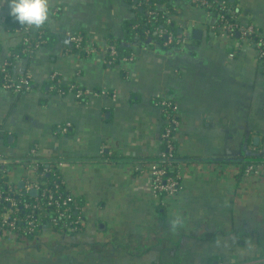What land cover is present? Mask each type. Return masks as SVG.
Here are the masks:
<instances>
[{
	"label": "crops",
	"instance_id": "crops-1",
	"mask_svg": "<svg viewBox=\"0 0 264 264\" xmlns=\"http://www.w3.org/2000/svg\"><path fill=\"white\" fill-rule=\"evenodd\" d=\"M230 1L241 26L264 36V0ZM140 4L49 0V18L35 28L46 41L19 55L24 35L14 30L8 0H0V71L12 60V74L32 83L20 94L0 87V156L9 181L22 190L34 161H61L55 166L81 220L1 235L0 264H264V65L257 48L239 34L225 37L189 0H173L184 44L139 37ZM75 34L83 35L84 51L73 49ZM111 46L131 60L110 63ZM53 74L66 93L53 89ZM163 99L177 105L182 174L180 192L166 205L153 195L148 168L163 151ZM251 163L258 169L246 173Z\"/></svg>",
	"mask_w": 264,
	"mask_h": 264
},
{
	"label": "built area",
	"instance_id": "built-area-1",
	"mask_svg": "<svg viewBox=\"0 0 264 264\" xmlns=\"http://www.w3.org/2000/svg\"><path fill=\"white\" fill-rule=\"evenodd\" d=\"M191 5L194 7L202 8L205 10L209 15L213 16L216 20V28L222 31V34L230 39L236 37L237 34L241 35L244 40L254 43L257 48L259 59L262 61L264 65V36L259 33V31L255 28L254 25H246L241 26L237 17H235L234 8L228 3L227 0H189ZM151 14L152 12H148ZM173 19V14L171 17L167 19V24H170ZM36 27L23 25L18 29L20 33L24 35L23 41L27 44L32 40H35V47H39V39L43 32L41 30H35ZM156 35L159 39L163 41L166 46H175L179 44H184L187 41V37L185 35L176 34L173 31L168 30L167 28H157ZM71 41H73L77 47H80L81 42L83 41V37L81 35H72L70 37ZM34 50V49H33ZM109 55L111 57L110 63H113L114 60L118 56V50L115 46H111L109 48ZM122 61L131 60V56H123L121 58ZM10 61H5L1 67L0 73H2L5 83L2 86L7 90H10L14 93H22L24 90L25 92L31 89V83L25 76H14L9 71ZM56 77L55 74L51 76L53 80ZM73 89V87H72ZM81 92H76V97L80 98ZM163 111L167 113V125L162 132V139L165 141V149L158 159L152 161L148 164V168L151 175V184L154 197L162 204L166 205L169 202L170 198H174L178 195L181 190V181H182V174L180 170L179 161L175 158L177 153L176 145L173 143V134L177 132L180 126L179 118L171 117L169 108H172L173 111L177 110V105L172 100L163 99L158 102ZM168 109V111H167ZM35 152V151H34ZM20 166L26 167H33L35 171L38 170V163L39 161H34L33 164H27L24 161H16ZM63 163L61 161L57 162L56 166H61ZM8 161L0 156V177H8L9 178V171H8ZM137 169H140L138 166ZM258 169V163H251L249 164L245 172L251 173L255 172ZM34 174V177H27V184L25 188L27 191H31L35 189L38 191L40 189L41 182L38 177V173ZM36 175V176H35ZM9 188L10 191L13 193H17V186L9 181ZM37 193V192H36ZM43 195L47 196L49 199L48 204L52 205L55 204L57 207H68V203L71 202L73 196H67L62 193H57V196L53 193V191L45 190L43 191ZM4 199V201L8 202L10 208L6 209L4 212L0 213V234L2 236H18L22 234L27 235H34L37 232V227L40 225V219L42 216L35 217V211L41 209L42 203L35 202L34 204L26 203L24 204L25 207L31 208V212L25 218L26 223L28 224L27 228L24 232L19 233L16 227V220L17 217L14 216V208L18 205L17 201L14 200L13 197L4 196V192L0 188V199ZM68 210V209H66ZM68 219L69 214L65 212L56 213V216L53 217L52 224L58 225V218ZM70 224L78 225L81 223V220H70L68 221ZM67 222V223H68ZM62 223V222H61ZM8 227V229L5 228ZM66 226V225H65ZM75 227V226H73ZM2 250V246L0 244V251Z\"/></svg>",
	"mask_w": 264,
	"mask_h": 264
},
{
	"label": "trees",
	"instance_id": "trees-1",
	"mask_svg": "<svg viewBox=\"0 0 264 264\" xmlns=\"http://www.w3.org/2000/svg\"><path fill=\"white\" fill-rule=\"evenodd\" d=\"M131 1V0H130ZM142 4L139 5L137 8V19L135 22V28H134V34H137L139 37H143L145 35H156V29L157 28H167L170 31L175 32L176 34L179 33L178 28L174 25V19H172L170 24H167V19L171 17V14H174L175 8L173 6V0H149L148 2L145 0H140ZM228 3L234 8L233 3L230 0H227ZM155 3H158L160 5H156ZM152 12L149 14L148 12ZM235 11V10H234ZM236 15V14H235ZM236 17V16H235ZM23 25H20L17 21H15L14 30H17L22 27ZM75 35H81V34H75ZM83 37V35H81ZM46 34L43 32L39 39V45L41 46L46 40ZM73 44L74 50H85L86 46H84V37L83 41L81 42V46L77 47V45L71 41ZM35 40H32L29 43H25L23 41V44L21 46L20 54L19 55H29L30 53H33V49L35 50ZM118 50V56L115 60H120L123 56H129V53L122 52L123 50L120 49L118 46H116ZM122 50V51H121ZM114 60V61H115ZM10 61L9 71L12 73L11 67H12V60ZM27 77V79L31 83V79L28 75H22ZM5 83L4 77L2 73H0V86ZM53 89L57 91L58 93H66L67 89L64 88L63 85L58 83L57 78L55 77L52 80ZM32 88V83H31ZM70 90L72 88H69ZM75 92H83V90L77 88L76 86L73 87ZM25 90L22 92L24 93ZM20 94V93H19ZM83 94H81L80 98H82ZM168 111V109H167ZM170 116L178 118L177 110L173 111L172 108H169ZM164 115L166 116L167 113L164 112ZM167 117V116H166ZM167 125V122H166ZM165 125V127H166ZM164 127V129H165ZM163 129V130H164ZM173 143L177 145L176 142V132L173 134ZM163 148L165 149V141L162 139ZM177 149V148H176ZM175 158L177 160L179 159L178 154L176 153ZM31 159L27 158L26 161L29 162ZM179 161V160H178ZM151 163V162H150ZM56 163L53 161H42L39 160L38 163V170L36 173H38V178L41 182L40 189L37 191L36 195H32L29 191L26 190V188H23L22 190L18 189L17 193H13L10 191L9 188V178L8 177H0V188L4 192V196H10L13 197L15 201H17L18 205L14 208V216L17 217L16 220V227L17 231L19 233H22L27 228L28 224L25 221V218L27 215L31 212V208H27L24 206L26 203L34 204L35 202H41L42 206L41 209H38L35 211V217L42 216L40 219V225L37 227V231L40 229L41 226L47 223L52 222V218L56 216V213L59 212H65L69 214L68 219L64 218H58L59 224L67 223L70 220L78 219L80 207L78 205L77 200L75 197L71 200L70 203H68V207H57L55 204L49 205V199L45 195H43V191L49 190L53 191V193L57 196V193H64V195L70 196L68 193L65 192L61 177L59 176V171L57 170ZM10 208V205L8 202L4 201V199H0V213L4 212L6 209ZM68 209V210H66ZM6 229H8L7 226H5ZM2 234H0L1 236ZM27 235V234H24Z\"/></svg>",
	"mask_w": 264,
	"mask_h": 264
},
{
	"label": "clouds",
	"instance_id": "clouds-1",
	"mask_svg": "<svg viewBox=\"0 0 264 264\" xmlns=\"http://www.w3.org/2000/svg\"><path fill=\"white\" fill-rule=\"evenodd\" d=\"M10 14L20 25L40 27L50 15L49 0H8Z\"/></svg>",
	"mask_w": 264,
	"mask_h": 264
},
{
	"label": "water",
	"instance_id": "water-1",
	"mask_svg": "<svg viewBox=\"0 0 264 264\" xmlns=\"http://www.w3.org/2000/svg\"><path fill=\"white\" fill-rule=\"evenodd\" d=\"M19 187H24V183L23 182H20L19 183ZM36 190L35 189H32L31 191H30V193L32 194V195H36Z\"/></svg>",
	"mask_w": 264,
	"mask_h": 264
}]
</instances>
